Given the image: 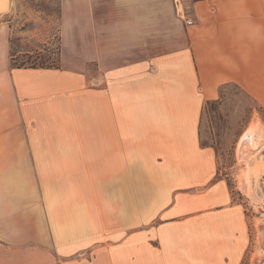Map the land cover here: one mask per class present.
<instances>
[{
  "label": "crops",
  "instance_id": "1",
  "mask_svg": "<svg viewBox=\"0 0 264 264\" xmlns=\"http://www.w3.org/2000/svg\"><path fill=\"white\" fill-rule=\"evenodd\" d=\"M187 4L193 25L173 0H61L60 69H20L0 0V264L243 263L249 217L201 127L225 85L264 107V0ZM97 174L123 175V219Z\"/></svg>",
  "mask_w": 264,
  "mask_h": 264
},
{
  "label": "rangeland",
  "instance_id": "2",
  "mask_svg": "<svg viewBox=\"0 0 264 264\" xmlns=\"http://www.w3.org/2000/svg\"><path fill=\"white\" fill-rule=\"evenodd\" d=\"M15 1L17 11L6 18L16 27L11 39L15 63L57 64L61 0ZM95 68L91 65L90 71ZM112 93L110 119L123 123V78H112ZM251 126L258 127L254 140L246 136ZM201 136V143L217 154V181H226L249 217L250 244L243 264H264V109L241 89L228 85L220 99L203 113ZM96 183L102 187V197L106 196V203L102 199L105 208L102 204L97 212L106 211L111 219H123V212L126 215L129 211L123 209V175L97 174ZM164 210L161 208L160 219L168 218ZM192 216L180 212L169 215L174 219H194ZM192 223L181 221L171 231L185 232ZM107 241L116 240L102 243Z\"/></svg>",
  "mask_w": 264,
  "mask_h": 264
},
{
  "label": "trees",
  "instance_id": "3",
  "mask_svg": "<svg viewBox=\"0 0 264 264\" xmlns=\"http://www.w3.org/2000/svg\"><path fill=\"white\" fill-rule=\"evenodd\" d=\"M60 50H61V45H59V48H58V59H57V64L56 63H52V64H46V63H41V64H38V63H26V62H23V63H20V64H16L15 63V56L12 54L13 56V65L15 66V68H57V69H60L61 67V64H60ZM228 85H225L221 88V91L227 87ZM237 87V86H236ZM239 88V87H238ZM214 102V101H213ZM212 102H208L205 107H204V111L203 113L206 111L207 107L211 104ZM261 109H264V107L260 106ZM201 146L202 147H210V146H204L202 143H201ZM245 260V259H244ZM243 260V262H244ZM243 264V263H242Z\"/></svg>",
  "mask_w": 264,
  "mask_h": 264
},
{
  "label": "built area",
  "instance_id": "4",
  "mask_svg": "<svg viewBox=\"0 0 264 264\" xmlns=\"http://www.w3.org/2000/svg\"><path fill=\"white\" fill-rule=\"evenodd\" d=\"M174 10L177 18L186 25H193L194 19L191 17V11L187 0H173Z\"/></svg>",
  "mask_w": 264,
  "mask_h": 264
},
{
  "label": "bare ground",
  "instance_id": "5",
  "mask_svg": "<svg viewBox=\"0 0 264 264\" xmlns=\"http://www.w3.org/2000/svg\"><path fill=\"white\" fill-rule=\"evenodd\" d=\"M257 128H256V126H251L250 128H249V130L247 131V134H246V136H247V138L248 139H253V137H255V134H257V130H256ZM254 140V139H253ZM244 141V140H243ZM242 142V141H241ZM255 142V141H254Z\"/></svg>",
  "mask_w": 264,
  "mask_h": 264
}]
</instances>
